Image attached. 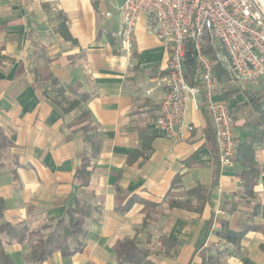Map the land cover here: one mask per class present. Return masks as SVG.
Listing matches in <instances>:
<instances>
[{
	"label": "crops",
	"instance_id": "0c3cea01",
	"mask_svg": "<svg viewBox=\"0 0 264 264\" xmlns=\"http://www.w3.org/2000/svg\"><path fill=\"white\" fill-rule=\"evenodd\" d=\"M120 2L0 0V131L12 141L0 158L6 221L36 230L78 201L97 208L83 249L56 252L43 264H118L114 245L125 238H135L156 264H264V83L242 88L230 81L239 92L218 95L229 105L237 146L256 149V183L246 186L249 167L236 159L221 166L203 95L188 103L195 128L183 138H169L156 124L170 51L140 16L125 54L116 36ZM46 75L89 94L82 108L101 150L87 185L76 174L91 146L71 126L75 112L62 115L52 103ZM170 198L190 207H170ZM227 231L241 235L237 245ZM31 249L30 242L14 243L6 252L14 264H29Z\"/></svg>",
	"mask_w": 264,
	"mask_h": 264
},
{
	"label": "built area",
	"instance_id": "2783aa9c",
	"mask_svg": "<svg viewBox=\"0 0 264 264\" xmlns=\"http://www.w3.org/2000/svg\"><path fill=\"white\" fill-rule=\"evenodd\" d=\"M118 11L121 21L116 36L125 54L132 53L140 16L145 17L148 32L169 48L163 78L166 93L156 124L169 138H183L185 130L195 128L187 119L188 103L203 95L221 166L232 167L237 155L234 121L228 103L219 97L223 84L216 81L214 61L204 47L209 42L216 63L232 83L242 88L264 83V0H121ZM189 52L196 62L194 83L186 77Z\"/></svg>",
	"mask_w": 264,
	"mask_h": 264
},
{
	"label": "trees",
	"instance_id": "16d2710c",
	"mask_svg": "<svg viewBox=\"0 0 264 264\" xmlns=\"http://www.w3.org/2000/svg\"><path fill=\"white\" fill-rule=\"evenodd\" d=\"M204 50L214 61L216 81L222 83L224 87L222 89V96L228 99L239 92L237 89L231 88L230 77L223 67L219 63H216V55L209 42L205 44ZM185 66L188 81L194 83L196 62L191 52L186 55ZM42 80L51 85L53 89L52 103L60 110L62 115L75 112L74 121L71 126H78L91 146L90 153L86 152L81 155L82 164L76 174L81 183L87 185L91 175L89 166H91L92 160L99 155L101 150L99 134L90 125V112L82 108V104L89 99V94L80 91L77 86L60 84L52 75H46L42 77ZM11 145L12 141L0 131V158ZM235 159L242 166L250 168L249 172L244 171L243 173L245 185H254L258 175V162L256 160V149L253 147V144L244 142L238 145ZM179 183L180 176H177L173 182V187H177ZM200 190V188L190 190L187 192V195L188 197L198 195ZM188 201L184 202L170 198L169 205L170 207H190ZM130 206L131 202H128L124 207H120V210L126 211ZM148 206L155 205L148 204ZM196 209H201V206ZM96 211L97 208L92 205L83 204L78 201L75 207L67 210L63 218L46 224L40 229L32 230L26 223L13 224L6 221L5 203L0 197V264H14L6 252V247L14 243H31L32 249L29 255V264H43L56 252H61L65 256L74 254L78 250L83 249L89 224L88 221L93 218ZM146 227H148L147 221L144 222L142 228L138 231L140 232ZM49 228L52 230L49 234L45 235V232ZM223 236L235 245L239 243L241 237V235L232 231L225 232ZM70 238L77 240V246L73 249L69 245ZM162 242L168 243L172 241L163 237ZM114 254L118 264H156L149 250L141 246L135 238H125L117 241L114 245Z\"/></svg>",
	"mask_w": 264,
	"mask_h": 264
},
{
	"label": "rangeland",
	"instance_id": "374dc122",
	"mask_svg": "<svg viewBox=\"0 0 264 264\" xmlns=\"http://www.w3.org/2000/svg\"><path fill=\"white\" fill-rule=\"evenodd\" d=\"M39 229H40V228H39ZM32 230H33V229H32ZM36 230H37V229H36ZM51 230H52L51 228L47 229V231L45 232V233H46L45 235L49 234Z\"/></svg>",
	"mask_w": 264,
	"mask_h": 264
}]
</instances>
